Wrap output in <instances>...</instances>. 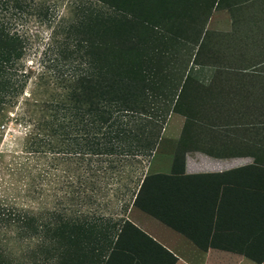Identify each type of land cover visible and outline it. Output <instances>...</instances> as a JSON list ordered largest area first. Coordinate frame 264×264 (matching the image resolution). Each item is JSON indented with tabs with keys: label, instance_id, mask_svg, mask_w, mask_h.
<instances>
[{
	"label": "trees",
	"instance_id": "trees-1",
	"mask_svg": "<svg viewBox=\"0 0 264 264\" xmlns=\"http://www.w3.org/2000/svg\"><path fill=\"white\" fill-rule=\"evenodd\" d=\"M218 3L0 0V143L10 124L18 127L0 150V170L14 180L0 195V264H177L125 216L104 212L110 191L131 196L126 212L134 206L204 251L214 240L264 263L263 167L198 179L185 175L178 152L169 174L149 168L174 116L184 121L178 141L189 151L214 149L230 119L233 146H242V95L203 100L199 88L209 86L193 81L203 71L193 63L203 20ZM33 5L50 34L28 68L29 37L7 12ZM212 186L209 199L193 191Z\"/></svg>",
	"mask_w": 264,
	"mask_h": 264
},
{
	"label": "crops",
	"instance_id": "crops-1",
	"mask_svg": "<svg viewBox=\"0 0 264 264\" xmlns=\"http://www.w3.org/2000/svg\"><path fill=\"white\" fill-rule=\"evenodd\" d=\"M215 13H219V17L228 14V18H230V25L215 29L214 34L227 40L226 45L219 43V47L228 49L227 51H221L225 54L229 53L226 60L231 62L233 59L234 64L233 66H224L226 68H216L214 70L234 74H211L208 82L209 87L212 83L211 92L213 97H219L225 93L232 98H235V95H242L244 100L242 103L244 127L242 136L238 137L242 143L241 147L233 146L236 137L234 130L230 127L233 124L231 119L223 122L228 126L218 128L217 135L213 136L214 149L188 150L185 152L181 146L172 147V152L175 155L180 152V155L183 154L184 156L185 175L197 176L198 179L236 169L229 165L231 160L235 158L250 159L251 163L248 165L256 164L264 168V0H219L218 5L212 11V14ZM212 14L209 18L210 21L213 19ZM209 27L208 25L204 30L200 41L201 46L205 44L208 33H213V30H209ZM210 62L208 61V67L211 64ZM222 65H226V62ZM214 67H218V64L216 63ZM233 82H237L239 86L231 89L230 84ZM254 98L259 100H254ZM257 103L260 105L259 112L252 109ZM235 105L237 103L232 101L231 106L236 108ZM224 107L226 111L230 109L227 105ZM237 108H240L239 103ZM229 113L234 115L233 111ZM253 116L258 118L259 122V125H256L255 128L250 125ZM219 125L221 124L219 123ZM256 140H261V142L252 143ZM193 152L194 154L191 155ZM173 160L170 162L171 169ZM197 164L204 166L208 171L202 172ZM193 191L195 194L203 195L202 198L209 199L212 198L214 190L212 186L206 187L205 190L201 187H195ZM196 198H199L198 195ZM125 218L176 257L178 259L177 264H240L244 260H249L214 240L210 241L208 250L204 251L186 235L175 231L134 206L128 209ZM149 218L173 231L178 235V238L173 242H168L167 239L156 233V225L154 226L151 222H148L147 219ZM171 237L174 238V236Z\"/></svg>",
	"mask_w": 264,
	"mask_h": 264
},
{
	"label": "rangeland",
	"instance_id": "rangeland-1",
	"mask_svg": "<svg viewBox=\"0 0 264 264\" xmlns=\"http://www.w3.org/2000/svg\"><path fill=\"white\" fill-rule=\"evenodd\" d=\"M35 7L36 5H33L32 9L28 12H25L24 14L17 11L18 14L10 15L13 12H16L14 10L7 12V18L11 22V27L15 28L16 30L18 29L20 32H23L24 34H26V36L29 37V45H30L29 53L26 58V67L28 68L37 67L39 57L41 56L42 52L44 51L48 43L49 34H50L48 29L45 28V25L40 21ZM64 10H65L64 6H61L56 12L58 15H61ZM212 17L213 19L211 21L209 19L206 20V22H205V19L203 20L205 29L209 25L210 26L209 30L212 29L213 33L212 32L208 33V37L206 39L205 44H203L202 46L200 44V46L198 47L196 51V56L193 61L194 67L201 69L203 71L200 72L198 75H196V77H194L195 78V80H193L194 85L196 84L195 82H197V83H202L204 85L209 86L208 82H209V79L211 78L210 71H214V69L216 68L218 69L226 68L224 66H229V65L233 66L234 64L233 59L231 62L230 61L227 62V60L226 61L224 60L225 56L229 55V53L225 54L222 52L227 51L228 49L219 47V43L226 45L227 40L224 37L216 36V34H214L215 29L222 28V27L224 28V26L230 25V18H228V14L220 15L219 17V13L212 14ZM213 48H216V49H213ZM212 51L216 52V55H217L216 57L218 58V60H216L215 63L218 64V67L209 68L207 66L208 61H209L208 57ZM224 62H226V65H222ZM219 71L221 72V70ZM238 86L239 84H237V82H233L232 84H230L231 89H233L234 87H238ZM208 88L207 87L199 88L200 92L197 93V95L200 94V97H202L203 100L208 99L209 96L212 95L211 91H207ZM193 89L191 90V93L194 92ZM197 91L198 90L196 89L195 93ZM254 107L257 108V109L254 108V110L259 112L260 105L257 103L255 104ZM183 124H184V121L180 119L178 116H174L172 118L168 126V130L166 132L167 141L162 143V146L160 147L158 154L153 160H151V164L149 168H150V171H152L153 173H163V174L170 173V170H171L170 162L173 160V158H175V153L172 152V147L176 148L177 146H181L183 151L185 152L188 151L185 142L178 141L180 134L182 133L181 130L183 128ZM17 128L18 127L12 124H10L6 128V132L4 134V142L2 144L0 143V150L5 142H9L11 139H14L18 136V133L16 132ZM193 154L194 152L191 155ZM250 163H251L250 159L235 158L231 160L229 165L232 168H238L241 166L248 165ZM197 166L202 172L208 171L205 169L204 166H201L199 164H197ZM1 170H2V166H1ZM1 170H0V195L6 192L11 193L13 187L9 184L14 183V180H12L8 174H5ZM113 194L114 192H111V191L109 192L108 198H110L111 201H108L109 200L108 198L105 200L107 204H105V206L103 207L104 212L113 213L115 215L118 214L119 216L124 218L126 210H127V205L128 203H130L129 201H130L131 196L129 194H125L123 196L120 195V196L115 197ZM147 221L151 222V224H153L154 226L156 225V233L162 236L163 238L167 239L168 242H173L176 238H178V235H176L173 231H171L170 229H167L166 227L158 223L156 220L149 218L147 219ZM171 236H174V238H172ZM240 264H256V263L251 262L249 260H244Z\"/></svg>",
	"mask_w": 264,
	"mask_h": 264
}]
</instances>
